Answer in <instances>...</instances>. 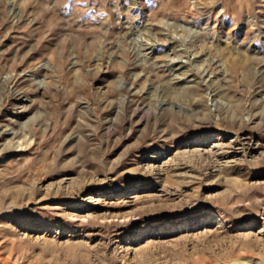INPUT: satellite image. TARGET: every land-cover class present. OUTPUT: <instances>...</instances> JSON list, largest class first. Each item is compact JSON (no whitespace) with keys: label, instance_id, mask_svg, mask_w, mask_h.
I'll use <instances>...</instances> for the list:
<instances>
[{"label":"rangeland","instance_id":"rangeland-1","mask_svg":"<svg viewBox=\"0 0 264 264\" xmlns=\"http://www.w3.org/2000/svg\"><path fill=\"white\" fill-rule=\"evenodd\" d=\"M0 264H264V0H0Z\"/></svg>","mask_w":264,"mask_h":264},{"label":"bare ground","instance_id":"bare-ground-1","mask_svg":"<svg viewBox=\"0 0 264 264\" xmlns=\"http://www.w3.org/2000/svg\"><path fill=\"white\" fill-rule=\"evenodd\" d=\"M36 81V80H35ZM41 83V82H40ZM211 97V96H210ZM229 146H222V147H218L214 152L212 151L211 153L214 155V156H220L221 155V158H224L226 155L229 154L228 152V149ZM227 150V151H226ZM230 157V155H228V158Z\"/></svg>","mask_w":264,"mask_h":264}]
</instances>
